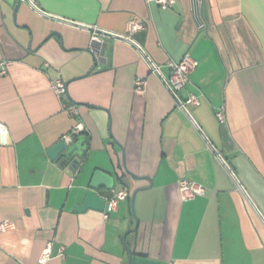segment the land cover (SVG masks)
<instances>
[{
    "label": "crops",
    "instance_id": "1",
    "mask_svg": "<svg viewBox=\"0 0 264 264\" xmlns=\"http://www.w3.org/2000/svg\"><path fill=\"white\" fill-rule=\"evenodd\" d=\"M30 1L0 0V222L11 223L0 231V264H128L127 247L133 264H264V0H176L166 9L154 0ZM133 17L145 28L132 38L162 76L169 59L197 60L181 90L200 97L190 116L137 47L114 36ZM139 77L143 93L134 90ZM76 123L85 148L70 169L46 150L72 140ZM110 161L137 176L112 190L138 189L137 225L126 198L107 218L74 210L92 171L111 170ZM183 177L204 195L182 200Z\"/></svg>",
    "mask_w": 264,
    "mask_h": 264
},
{
    "label": "built area",
    "instance_id": "2",
    "mask_svg": "<svg viewBox=\"0 0 264 264\" xmlns=\"http://www.w3.org/2000/svg\"><path fill=\"white\" fill-rule=\"evenodd\" d=\"M30 1V0H29ZM160 8L166 9L170 7L176 0H154ZM31 2V1H30ZM33 4V3H32ZM145 28V21L139 19L137 17L131 18L127 22L126 32L119 35H114L118 38L125 39L131 43H133L137 49L140 51L142 57L147 62V65L151 72L158 74L164 85L166 86L167 90L173 97L175 104L179 107L185 114L190 116L189 107L196 106L200 103V97L198 94L194 92H188L186 96L181 95V90L184 86L189 82L190 73L197 65V60L194 59L189 53H184L183 56L175 61L169 59L167 61V66L169 68V74L164 77L162 76L159 66L155 64L145 53L144 49L140 44L134 41L132 38V34L138 32ZM99 41L98 33L95 31L92 33L90 37V44L89 49L96 54V42ZM146 81L144 78L139 77L134 81V90L137 93H143L145 91ZM52 88L57 93V95L62 96L66 94V84L56 79L52 82ZM64 109L67 111L69 115H75L77 113L76 107L73 104H63ZM216 117L223 121L225 118L224 107L221 106L215 111ZM83 130L81 123H76L73 128L71 129V133L78 134L80 131ZM7 134L6 126L0 122V143H5V136ZM178 185V192L180 198L182 200H190L195 198L196 196L204 195L205 188L200 183H197L193 180L187 178H180L177 181ZM128 194L127 190H120L117 192L111 191L107 196H105V205L103 209V217L107 218L109 212L115 210L117 203L119 200L125 199ZM9 221H1L0 222V231H4L10 227ZM49 253V247H47L44 251V254L41 257V261H44ZM59 255H63L62 248L59 250Z\"/></svg>",
    "mask_w": 264,
    "mask_h": 264
},
{
    "label": "water",
    "instance_id": "3",
    "mask_svg": "<svg viewBox=\"0 0 264 264\" xmlns=\"http://www.w3.org/2000/svg\"><path fill=\"white\" fill-rule=\"evenodd\" d=\"M70 37L72 40H74V36ZM95 52L96 54L93 52L92 53L94 62L97 64V62L101 60L104 50L102 46L100 47L99 44H97ZM84 148L85 146L82 144V140H70L67 142L65 139H60L46 150V155L49 159L58 160L61 164L70 163L69 168L72 169L78 164V157L82 155ZM110 165L111 170L95 168L92 171L87 183V190L84 194L83 200L81 203L75 206V211L81 212L88 208L103 211L105 197L100 193V191L111 192L116 182L128 189L129 185L125 180L126 174L130 175L132 178H137L135 174L131 173L127 169H123V165H121L119 162L114 164L112 161H110ZM149 180L151 181V179ZM137 190L138 189L133 190L132 193L128 192L126 196V200L129 205L128 214L131 216L130 223L134 222L136 225L138 224V219L135 213L134 201ZM125 236L126 233L123 235V239ZM127 250L128 264H133L129 247H127Z\"/></svg>",
    "mask_w": 264,
    "mask_h": 264
},
{
    "label": "trees",
    "instance_id": "4",
    "mask_svg": "<svg viewBox=\"0 0 264 264\" xmlns=\"http://www.w3.org/2000/svg\"><path fill=\"white\" fill-rule=\"evenodd\" d=\"M82 134H83V131H80L78 134L71 133L72 140L73 141L82 140V144H83L85 142V136H83Z\"/></svg>",
    "mask_w": 264,
    "mask_h": 264
}]
</instances>
